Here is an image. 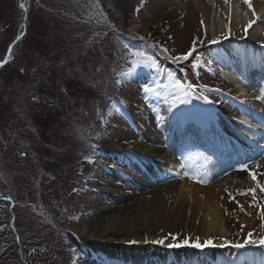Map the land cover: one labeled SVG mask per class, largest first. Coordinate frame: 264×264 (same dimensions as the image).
<instances>
[{"label":"rangeland","instance_id":"374dc122","mask_svg":"<svg viewBox=\"0 0 264 264\" xmlns=\"http://www.w3.org/2000/svg\"><path fill=\"white\" fill-rule=\"evenodd\" d=\"M21 3L27 9V21ZM187 4L193 5L194 0H0V60L7 57L9 45L27 22L8 63L0 67V264H214L219 257V264H251L252 257L264 264V246H230L244 243L249 232L251 239L264 237L259 207L248 219L255 221L254 229L236 219L224 232L199 231L188 245L178 248L167 247L184 240L171 229L151 230V242L135 241L129 247L105 248L99 238L119 208L135 204L138 194H157L169 178L177 177L169 171L154 182L145 176L138 179L137 170L147 171L153 161L131 146L167 142L174 160L181 162L177 148L193 144L195 153L208 162L211 157L199 150V143L207 137L223 143L227 135H234L231 118L236 109L226 96L233 89L217 70L220 55L232 50L233 45L226 43L232 40L251 41L264 48V24L253 37L248 27L241 30L239 21L240 29L233 27L232 33H226L227 25L221 26L215 37L194 7L183 11ZM242 6L244 11L232 4L227 12H242L247 25L251 8ZM111 15L120 21H112ZM187 22L192 26L189 34L184 29ZM135 25L144 30L133 33ZM103 33L119 37L120 45L112 47L107 60L99 47L104 38L95 40ZM217 37L218 43H209ZM194 40L196 51L188 61L174 63L168 58L186 53ZM131 52L143 55L133 57ZM79 58L87 67L86 75L76 64ZM133 60L139 67L130 77L123 76L132 69ZM153 61L158 67L151 66ZM102 78L105 83L91 106L84 102L86 96L91 97L87 88L95 79L101 86ZM176 80L195 85V92L188 90L184 95L171 87ZM145 86L156 91L146 93ZM113 101L123 102L120 111L114 109ZM210 102L220 111H213ZM210 110L217 121L206 117ZM197 116L199 123L205 120L208 126H194ZM170 118L180 119L174 123L172 140L167 128ZM229 167L226 173L235 171L233 164ZM123 191L131 194L124 196ZM238 201L246 213L254 207H249L251 197L244 204ZM149 219L154 220V215ZM197 238L201 244L210 239L216 246H189ZM157 240L164 243H153ZM226 240L228 246L220 247ZM227 251L236 253L233 262L229 263Z\"/></svg>","mask_w":264,"mask_h":264},{"label":"bare ground","instance_id":"6f19581e","mask_svg":"<svg viewBox=\"0 0 264 264\" xmlns=\"http://www.w3.org/2000/svg\"><path fill=\"white\" fill-rule=\"evenodd\" d=\"M250 2L252 5V13L251 15L249 14L250 17H248L249 19L247 25L244 24L247 22V19L246 17H243L242 12L238 13L235 10L232 12H227V7L232 4L240 5L242 11H244L245 7L242 5L247 4L243 3V0H230L229 3H225L224 0H194V4L191 6L190 4H187L183 11L187 13L191 7H194L199 13H201L207 28L210 32H213L214 36L218 34L216 31L218 27L221 28V26L227 25L226 33H232L233 27H235V29L239 28L238 21L241 25V30L248 27L249 23L251 22V27L248 28L251 30V37H253L258 33L257 27H260L262 24H264V0H250ZM98 13L101 20H104L105 18L102 13ZM259 17H261L262 20H259ZM25 24L26 21L23 23L22 30L24 29ZM142 29L144 30L141 25H135L131 27L133 33H138ZM184 29L189 34L188 30L192 29L191 23L187 22L184 26ZM261 36L263 37L264 34L262 33ZM226 43L236 46L237 48H246L251 46L246 45L248 42L245 41L238 42L232 40ZM251 48L257 51L258 56L256 57V61L258 62L264 49L254 46ZM253 49L251 50L254 53ZM255 66L258 65H252L250 68L247 66L245 69V73L251 79L252 86L248 87L246 94L243 97L246 100L248 98L254 103L256 101L255 104H257L261 110L264 109V77L261 76L262 73L264 75V72L262 69H260L262 72L260 70H253L252 68ZM237 82L244 84L240 78L237 79ZM256 97H260V99H257ZM231 101L233 105L236 104L234 96H232ZM240 107L242 106L239 104V108L237 110L238 112L240 111ZM260 110L259 112L261 113L264 120V111ZM247 112L249 114L246 116L247 122L251 124L255 123V119L253 118L254 116L250 111ZM247 112L243 113V115L247 114ZM172 118L168 120L167 124L169 140L173 139L175 119ZM259 119H261L260 116ZM245 128L248 127L246 126ZM248 130L249 129H245L246 133L250 134V131ZM262 131H264V128ZM174 134L176 135V133ZM205 139L212 138L207 137ZM223 142L225 145L224 147L227 148L225 149L227 150L226 153L228 154L231 153L233 147L239 146L240 144V141H237L239 143L237 145L230 142L229 140H223ZM136 146L137 148H134L133 146L131 147L134 150H137L139 154L147 156L153 161V164H149L147 166V171L142 170L143 172L140 173V170H137L138 173L136 172V177L139 176L138 179L142 180V178L145 176L147 181L154 182L156 181L154 180L155 178H162L163 176H166L169 171L173 172L177 177L173 179L169 178V182H167V184L165 183V185H163L161 188L163 190L157 194H138L135 204H132L126 208H119L99 234L100 240L105 243V245H103L105 248H119L124 245L129 247L135 241L146 244L152 240V237H150L151 230L157 233L159 231L163 233L168 229H171V232L182 235L183 239H187L189 242L192 241V235L195 236L199 231L203 234H211L220 231L224 232L227 224L230 221L234 222L236 219H239L241 223H247L249 228L254 229L255 221H248L249 215L246 214V211H240V208L234 204L235 202L229 200L228 197V193H232L236 200H241L243 204L246 201L249 202V197L251 196H247V198H245L244 196L237 195L238 192L234 191V189L241 191L246 190L249 187H254V182L251 181V178L248 179L247 177L248 173L242 170L243 165H239L237 162L232 168L235 169V171L229 170V172L226 173L225 168L229 167L230 165L220 166L218 165L219 163H211L207 169H205L204 167L206 164H208V162L198 156H196V160H201L198 162L199 164L197 162L188 164L187 161H192L195 159L192 152H187L184 155H180L181 162L174 160V153L171 150V146L168 145L167 142L163 145H152L142 142ZM244 146L245 144H240L243 155L247 156V154L250 153L244 149ZM262 147H264V145L260 146V148ZM250 152H252V150ZM253 152L255 153V151ZM232 156L234 155L232 154ZM228 157H230V154ZM252 160L253 163L249 164L248 168L254 169L255 165L259 163L261 167L256 169L257 173L264 172V156H262L260 159ZM221 161L224 164L228 163L226 159H221ZM229 169L231 168L229 167ZM152 176L156 177L152 178ZM187 177L189 180H192L187 181ZM195 177L197 180L194 181L193 179H195ZM257 178L260 179L261 183H264V176L258 175ZM227 188L229 190L225 191ZM121 194L126 196L131 193L126 194V192L123 191ZM257 200L260 204L264 205V193L258 192ZM160 209L162 210L161 212L158 211ZM253 210L256 211L255 205L252 207V210L247 211V213L251 214ZM225 214H227V216H225ZM151 215H154L156 220L149 219ZM158 227L162 228L158 230ZM215 254L220 255L219 251H217ZM235 254L236 253L234 251H227V258L230 256V259H232ZM219 261L217 263L214 262V264H219ZM250 261L251 264H258L259 259L252 257ZM241 264L250 263L248 261H241Z\"/></svg>","mask_w":264,"mask_h":264},{"label":"snow or ice","instance_id":"6c2138e0","mask_svg":"<svg viewBox=\"0 0 264 264\" xmlns=\"http://www.w3.org/2000/svg\"><path fill=\"white\" fill-rule=\"evenodd\" d=\"M224 2L229 3L230 0H224ZM243 3L247 4L249 8L252 7L250 0H243ZM20 7L22 9H24L25 11H27V9L25 8V5L23 3L20 4ZM138 10L139 9H137V11ZM248 27H251V22L249 23ZM20 38H21L20 36L17 37V39H20ZM225 38H227V37H225ZM218 42H219L218 37L213 38L211 41H209V43H212V44H215ZM13 43H15V41ZM152 47H156V45H152ZM196 47H197V41L194 40L192 47L186 53L179 55V56H171L168 58L171 59L174 63H178L180 61H188L189 58L193 56V53L196 51ZM11 50H12V45H9V49H8V55L9 56L11 55ZM162 51L167 52V49H162ZM130 55L133 57H136V56H142L143 54L140 52H131ZM6 63H8L7 58L0 60V67H3L4 64H6ZM131 63L133 65L132 69L127 73H122L123 76L130 77L131 75H133L135 67H139V65L136 63L135 60H133ZM151 66L158 67V65L155 64V61L152 62ZM193 67H195V65H193ZM171 75L172 74L170 73L169 74L170 78H171ZM171 87L184 91V95L189 94L188 90H191L192 92H195V90H196L195 85H192L191 83H188L187 85H185V84L181 83L179 80L174 81L171 84ZM205 87H207V86H205ZM155 91H156V89L145 86V92L146 93H152ZM216 91H218V89ZM256 98L260 99V97H256ZM145 99L147 100V96L145 97ZM173 99L176 100V99H178V97H173ZM203 99L205 101H207L208 98L206 96H204ZM180 102L183 103L185 101L181 100ZM175 106H176L175 103H173L171 105V107H175ZM113 107L116 111H120L121 108L123 107V102L122 101H119V102L113 101ZM260 167H261V165L259 163H257L255 165L254 169H249L247 164L242 166V170L246 171L248 173V176L251 178V181L254 182V187H249L246 190H241L237 193V195H239V196H251L252 204H250L249 207H252L253 205H255L256 207H259L261 209V211H260L261 220L264 221V206L260 205L259 201L257 200V193L258 192L264 193V183H261L260 179L257 178L258 175L264 176V172L257 173V171H256V169H259ZM186 175H187V173H186ZM201 182H206V181H201ZM228 197H229V200L234 201L238 205V207L240 208V211H242V212L244 211V206L242 204H240L238 200H236L235 196H233L232 193H228ZM246 214L250 215V213H246ZM241 227L243 228V225ZM252 235H253V233L249 232L248 238L245 239L244 243H233L230 246L233 248H236V249L244 248L249 244L264 246V237H261L258 240L257 239H251ZM173 239H175V237H173ZM153 243L163 244L164 241L163 240H157V241H153ZM188 243H189L188 240L185 239V240H183L182 243L168 244L167 247H169V248L177 247L178 248V247L188 245ZM189 246L194 247V248H198V249H203L206 246L215 247L216 245H214L210 239L205 241L203 244H201L199 242V238H197V242H195ZM219 246L220 247L228 246V241L226 240L224 242V244L219 245Z\"/></svg>","mask_w":264,"mask_h":264},{"label":"trees","instance_id":"16d2710c","mask_svg":"<svg viewBox=\"0 0 264 264\" xmlns=\"http://www.w3.org/2000/svg\"><path fill=\"white\" fill-rule=\"evenodd\" d=\"M121 8V7H120ZM109 12V11H108ZM109 14H111V13H109ZM110 19L112 20V21H120V19H117L115 16L113 17V15H111L110 16ZM27 34V33H26ZM110 37H112L113 38V36H111V35H109V36H106L104 39H103V41H102V43L100 44V48H103V52H104V56H105V58H103L104 60H107V59H109V57L111 56V50H112V47L115 45V44H117V45H120V44H118L117 43V40H119V37L117 36V35H115V37L116 38H113V39H110ZM82 59V58H81ZM102 59V60H103ZM109 63V62H108ZM76 64L78 65V67H80V72L82 73V74H85L86 75V73H83V71L84 72H86V69H87V67L85 66H83V64L81 63V61H80V58L79 59H77L76 60ZM104 65H105V63H103ZM77 67V66H76ZM64 71V70H63ZM61 74H62V71H61ZM58 75V74H57ZM84 75V76H85ZM59 76V75H58ZM65 75H63V77H64ZM80 76H82V75H80ZM79 76V77H80ZM90 77L92 76V74H90L89 75ZM89 77V78H90ZM97 82H94V83H90L89 84V86H88V88H87V90L91 93V97H90V99H88L87 98V96H86V98H84L83 96H81L82 98H84V102H86V101H88L89 103H90V105L92 106V102H95L96 100H97V94L100 92V90H101V88H103L102 86L104 85V80H106V79H104V78H102V83H101V86H100V83H98L99 81H98V79H95ZM46 93H48V91L46 92ZM94 95V96H93ZM93 96V97H92ZM89 113L90 112H92V107H90L89 106ZM80 113H81V116H83V114L85 113L84 111H82V110H80ZM88 113V116L90 115ZM87 116V115H86ZM81 118L82 117H80V122H81ZM81 125H82V122H81ZM62 146V144H60L58 147H61ZM62 169H64V167L62 168ZM15 207L16 206H13L12 207V210L13 209H15ZM11 214H12V218L14 217V215H15V213H14V210L13 211H11ZM12 220V219H11ZM15 238V237H14ZM15 241H16V239H15ZM20 241H21V238H20V236H19V240H18V242L20 243ZM3 243H5V245L3 246V251L5 252V255L7 254V245H6V242H4L3 241ZM16 245V244H15ZM9 248V247H8ZM10 250V249H9ZM11 260L12 261H17L16 260V257L15 258H11ZM26 263H27V261H26ZM22 264V263H21ZM44 264V263H43ZM52 264H55V263H52Z\"/></svg>","mask_w":264,"mask_h":264},{"label":"water","instance_id":"95a60500","mask_svg":"<svg viewBox=\"0 0 264 264\" xmlns=\"http://www.w3.org/2000/svg\"><path fill=\"white\" fill-rule=\"evenodd\" d=\"M24 13H25V16H26V11L23 9ZM26 21H27V16H26ZM27 27V22L25 24V27H24V30L22 31L21 35H19L20 37H22V35L24 34L25 32V29ZM106 35V33H103L101 34L98 38H95V40H101L104 36ZM19 41V39L16 40V42ZM16 42L12 45V48L14 47V45L16 44ZM9 57H7L8 59ZM5 65V64H4Z\"/></svg>","mask_w":264,"mask_h":264}]
</instances>
